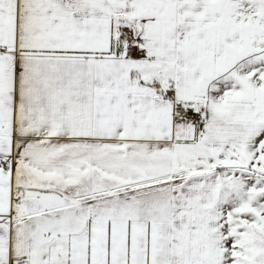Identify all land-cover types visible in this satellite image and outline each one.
Masks as SVG:
<instances>
[{"label":"snow or ice","instance_id":"obj_1","mask_svg":"<svg viewBox=\"0 0 264 264\" xmlns=\"http://www.w3.org/2000/svg\"><path fill=\"white\" fill-rule=\"evenodd\" d=\"M0 264H264V0H0Z\"/></svg>","mask_w":264,"mask_h":264}]
</instances>
